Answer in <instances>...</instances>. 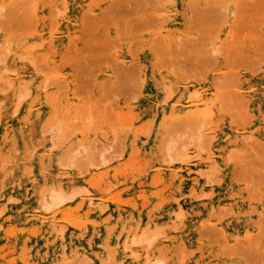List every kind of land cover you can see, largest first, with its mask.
Returning a JSON list of instances; mask_svg holds the SVG:
<instances>
[{
  "label": "bare ground",
  "instance_id": "1",
  "mask_svg": "<svg viewBox=\"0 0 264 264\" xmlns=\"http://www.w3.org/2000/svg\"><path fill=\"white\" fill-rule=\"evenodd\" d=\"M0 264H264V0H0Z\"/></svg>",
  "mask_w": 264,
  "mask_h": 264
},
{
  "label": "rangeland",
  "instance_id": "2",
  "mask_svg": "<svg viewBox=\"0 0 264 264\" xmlns=\"http://www.w3.org/2000/svg\"><path fill=\"white\" fill-rule=\"evenodd\" d=\"M116 148H114V150L113 151H115L116 152V150H115ZM33 179H36V176H32V177H30V180H33ZM79 179V181H83V180H85V177H79L78 178ZM7 182H10V180H8ZM33 185L34 186H32L31 188H33V189H36V188H39V183L36 181V183H33ZM37 186V187H36ZM104 188H105V186H104ZM15 188H13L12 190H14ZM7 192H11L10 190L9 191H5V193H7ZM32 192H33V190H32ZM31 195H29V197H30ZM173 219H176V217H174ZM138 234H140V229H139V231L137 232V233H134V234H132V236H135L136 237V235H138Z\"/></svg>",
  "mask_w": 264,
  "mask_h": 264
}]
</instances>
